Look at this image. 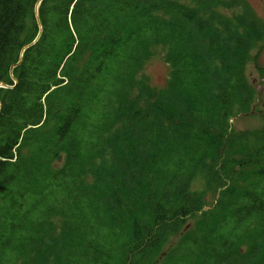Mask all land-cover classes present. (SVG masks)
Returning a JSON list of instances; mask_svg holds the SVG:
<instances>
[{"label": "trees", "instance_id": "trees-1", "mask_svg": "<svg viewBox=\"0 0 264 264\" xmlns=\"http://www.w3.org/2000/svg\"><path fill=\"white\" fill-rule=\"evenodd\" d=\"M37 1L0 0V197L11 211L17 188H39L8 223L0 264H264V128L229 122L232 103L253 98L244 68L264 28L250 8L235 28L217 15L220 31L213 0H42L41 34L22 51L38 35ZM158 47L161 89L142 75ZM248 144L245 173L233 155ZM200 172L215 188L246 185L158 262L203 215Z\"/></svg>", "mask_w": 264, "mask_h": 264}, {"label": "rangeland", "instance_id": "rangeland-1", "mask_svg": "<svg viewBox=\"0 0 264 264\" xmlns=\"http://www.w3.org/2000/svg\"><path fill=\"white\" fill-rule=\"evenodd\" d=\"M233 0H213V6L215 10V21L214 25L222 31L219 26V21L217 20V15L222 18V20H228L229 25L232 28L238 26L237 19L240 21L243 18H249L250 14L245 12L243 6H248L250 8V13L263 25L264 28V0H241L242 5H231L229 4ZM181 3H186L184 0H180ZM188 4V3H186ZM246 29L239 27L238 34H244ZM165 49L158 47L153 50V56L147 61L142 71V75L147 77L148 83L151 87L161 89L164 88L169 80V65L165 62ZM247 63L244 68V75L248 84L253 89V98L250 103L246 106H242L239 102L234 101L230 106L231 116H230V126L231 130L234 132L238 131H252L257 132L264 128V36L259 40L253 39L250 45V51L247 55ZM247 150H251V145L248 144L246 150L235 153L233 157L236 160L242 159L244 165L242 170L248 173L251 167V157L247 153ZM26 156H30V152L25 151ZM35 156L31 154V157ZM42 165L43 169L46 171L54 172L59 169L61 162H45L38 160ZM240 171V168L237 167ZM245 182L242 178L239 180H233L224 187L215 188L213 182H208L203 173H198L192 184L191 191L204 195L206 206L202 213H198L186 221L185 226L175 235L169 236L167 242L161 247L160 251L156 255V260L160 262L163 260L167 254L177 247L183 239L187 236L189 237L192 231L202 228V226L209 225L213 222L214 217L219 215L220 212L215 211V206L217 205V200L221 201V206L227 208L232 202L233 196L239 193L245 188ZM230 187L229 193L225 192L226 187ZM21 187V188H20ZM15 190V196H17L19 204L16 209L9 211V198L0 197V241L5 237L7 233V226L10 221L17 217V214L25 209L27 202L30 201L32 193L39 190L37 184V178L32 181L25 182ZM225 192V193H224ZM232 192V193H230ZM243 242L241 246L245 250L250 243L249 236H242ZM118 259H114L116 262Z\"/></svg>", "mask_w": 264, "mask_h": 264}, {"label": "water", "instance_id": "water-1", "mask_svg": "<svg viewBox=\"0 0 264 264\" xmlns=\"http://www.w3.org/2000/svg\"><path fill=\"white\" fill-rule=\"evenodd\" d=\"M41 1L42 0H38L36 2L35 6H34V18L36 20V23H37V26H38V29H39L38 35H37V37L35 38V40L31 44L24 46L23 49H22V51H24L25 49H27L28 47H30L32 44H34L37 41V39L40 36V34H41L42 29H41V25H40V22H39V19H38V7H39ZM14 67L15 66H12V68L10 70V73L12 72V70H13ZM14 82H15V80H14ZM0 88H7V85H5L4 83H0Z\"/></svg>", "mask_w": 264, "mask_h": 264}]
</instances>
